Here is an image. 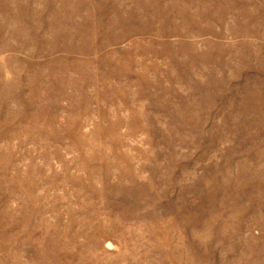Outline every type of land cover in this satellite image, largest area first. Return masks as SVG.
I'll use <instances>...</instances> for the list:
<instances>
[{"label": "rangeland", "instance_id": "1", "mask_svg": "<svg viewBox=\"0 0 264 264\" xmlns=\"http://www.w3.org/2000/svg\"><path fill=\"white\" fill-rule=\"evenodd\" d=\"M0 264H264V0H0Z\"/></svg>", "mask_w": 264, "mask_h": 264}]
</instances>
